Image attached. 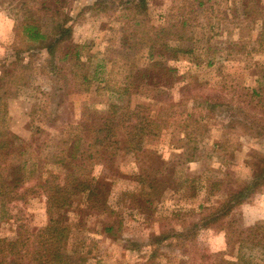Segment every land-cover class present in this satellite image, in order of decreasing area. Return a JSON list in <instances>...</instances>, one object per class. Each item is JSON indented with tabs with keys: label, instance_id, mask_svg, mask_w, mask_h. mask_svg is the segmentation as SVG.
Wrapping results in <instances>:
<instances>
[{
	"label": "rangeland",
	"instance_id": "374dc122",
	"mask_svg": "<svg viewBox=\"0 0 264 264\" xmlns=\"http://www.w3.org/2000/svg\"><path fill=\"white\" fill-rule=\"evenodd\" d=\"M21 1L0 0V59L13 52L15 18L24 17L14 7ZM85 1L91 0H66L62 6L76 18L73 39L85 46L82 59L88 61L87 69L92 75L100 73L90 92H68V81L41 73L43 62L37 61L29 86L8 101V126L23 140H35L45 158L55 151L67 124L89 121L120 101L98 87L106 81L121 83L127 56L140 59V68L147 62L146 49L120 47L130 13L89 10L78 18ZM147 19L154 26L183 27L168 39L170 46L184 50L170 62L177 68L175 84H161L163 97L167 94L177 106L161 139L148 137L139 157L115 160L120 174L109 198L113 213L70 214L69 253L85 255L86 264H148L147 248H127L201 224L228 194L252 181L248 162L264 155V0H150ZM39 106L51 120L38 112ZM192 155L194 161L187 162ZM140 168L157 170L160 181L169 185L150 208L130 195L139 192L146 200L138 182L129 179ZM25 201L12 206L16 218L0 224V237H15L24 226L31 230L46 225L45 196L38 192ZM234 231L242 234L230 236ZM239 239H244L241 249ZM189 240L162 244L153 264H227L237 261L239 249L243 264H264V184L231 217Z\"/></svg>",
	"mask_w": 264,
	"mask_h": 264
},
{
	"label": "trees",
	"instance_id": "16d2710c",
	"mask_svg": "<svg viewBox=\"0 0 264 264\" xmlns=\"http://www.w3.org/2000/svg\"><path fill=\"white\" fill-rule=\"evenodd\" d=\"M65 1L22 0L14 7L24 17L15 18L12 54L0 59V224L16 218L12 212L14 204L25 203L26 197L38 192L46 198L48 217L42 228L30 230L24 226L15 237H0V264H86L85 255L69 253L70 214L84 217L113 213L109 198L116 185L114 178L120 174L115 160L119 156L139 157L146 151L144 144L148 137L161 139L169 130L173 109L177 106L167 94L163 97L165 92L161 84L169 81L171 88L175 84L177 68L170 62L184 50L170 46L168 39L180 34L183 27L150 24L147 19L150 0H91L84 2L78 18L89 10L130 13L132 16H127L129 22L121 34L120 47L136 52L146 49L143 56L146 64L141 63L140 68V59L127 56L126 63L122 64L125 75L121 83L113 86L106 81L104 87H98L120 101L89 121L67 124L50 158L43 157L35 140H23L15 133L8 126V101L29 86L37 61L43 62L39 64L41 73L57 80L66 79L68 92H90L93 79H98L100 74L95 71L92 75L87 69L88 61L82 59L85 46L74 42L76 18L62 6ZM263 40L264 35L262 43ZM118 64V61L113 63ZM37 108L51 120L44 106ZM194 159L192 155L186 161ZM248 165L252 181L228 194L220 207L201 224L181 233H161L145 246L133 243L127 249L142 252L147 248L148 264H153L162 244H180L183 239L196 237L199 230L231 217L264 184V155H256ZM158 176L157 170L145 172L141 168L140 173L130 174L129 179L138 182L139 191L146 198L133 191L130 193L133 200L148 203V206L158 201L169 186ZM111 228L107 226L106 231ZM241 234L234 231L230 236ZM237 242L241 249L244 239ZM240 249L237 261L227 264L244 263Z\"/></svg>",
	"mask_w": 264,
	"mask_h": 264
}]
</instances>
